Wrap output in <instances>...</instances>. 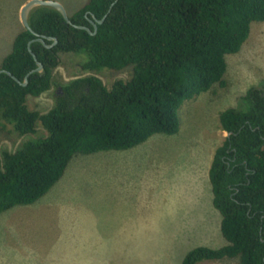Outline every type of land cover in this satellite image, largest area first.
Here are the masks:
<instances>
[{
  "label": "trees",
  "instance_id": "16d2710c",
  "mask_svg": "<svg viewBox=\"0 0 264 264\" xmlns=\"http://www.w3.org/2000/svg\"><path fill=\"white\" fill-rule=\"evenodd\" d=\"M87 0L68 23L54 7L38 6L31 27L58 42L45 43L27 28L19 32L0 69V126L11 124L25 135L41 123L46 136L32 138L0 160V213L36 202L62 177L78 152L125 150L155 134L172 135L181 128L183 103L216 84L227 85L226 55L239 52L252 24L264 21V0ZM111 9V10H110ZM38 60L42 72L26 75ZM87 55L83 68L122 70L129 79L108 87L89 74L65 83L46 113L30 109L29 95L54 85L62 53ZM227 135L213 157L210 181L214 206L222 215L228 244L197 246L182 264L238 257L241 264H264V85L252 86L236 106L220 112Z\"/></svg>",
  "mask_w": 264,
  "mask_h": 264
},
{
  "label": "rangeland",
  "instance_id": "374dc122",
  "mask_svg": "<svg viewBox=\"0 0 264 264\" xmlns=\"http://www.w3.org/2000/svg\"><path fill=\"white\" fill-rule=\"evenodd\" d=\"M27 1L0 0V66L25 28L21 9ZM56 1L72 15L87 0ZM86 57L62 53L53 87L39 96L29 95V108L48 112L62 86L78 77L93 74L111 87L132 75V65L122 70H87L83 68ZM226 59L227 85L216 84L186 100L178 133L155 134L126 150L78 152L44 196L1 212L0 264H182L185 254L197 245L218 244L212 243L214 236L208 229L216 224L220 234V221L208 216L207 195L214 154L228 135L220 128L219 115L236 106L252 86L264 85V21L254 22L242 49ZM46 135L41 123L35 133L25 135L15 132L11 124L0 126V160L5 151L14 152L27 140ZM136 209L142 223L145 218L146 230H130L134 222L139 223L134 221ZM218 212L213 210L217 218ZM197 264L241 262L238 257H225Z\"/></svg>",
  "mask_w": 264,
  "mask_h": 264
},
{
  "label": "water",
  "instance_id": "95a60500",
  "mask_svg": "<svg viewBox=\"0 0 264 264\" xmlns=\"http://www.w3.org/2000/svg\"><path fill=\"white\" fill-rule=\"evenodd\" d=\"M118 0H115L114 3L111 5V8L114 6V4L117 2ZM51 6V7H54L55 9H57L63 16L64 18L66 19V21L72 25H74L75 27L77 28H81V29H86L88 30L89 32L91 33H95L97 31V28H98V25L97 23H102L104 21V19L106 18L107 15H105L102 19H96L95 20H91V22L93 23L94 25V28H95V31L92 32L91 31V28L86 26V25H77V24H74L72 22V19H71V15L68 13L67 9L65 8V6L59 2V1H56V0H28L22 7L21 9V20H22V23L24 25L25 28L29 29L30 31H32L36 36L37 38L31 40L29 42V49H30V46H31V43L34 41V40H38V41H41L43 43H45V38L47 39H50V40H53V43L51 44H47L48 47H52L53 45H55L57 42H58V38L55 37V36H46V35H41L39 34L38 32H36L30 25V22H29V17H30V14L31 12L33 11V9H35L36 7L38 6ZM111 10V9H110ZM33 53V56L35 58V60L37 61V67L35 69H33L32 71H30L26 77H25V81L23 82L24 85H26L28 83V79H29V76L33 73V72H36V71H39V72H42L44 70V65L43 63L38 60V57L37 55ZM1 72H6L8 73L9 75L13 76V78H15L17 81H20L15 75H13L10 71L6 70V69H0V73ZM228 135H230V133H228Z\"/></svg>",
  "mask_w": 264,
  "mask_h": 264
},
{
  "label": "crops",
  "instance_id": "0c3cea01",
  "mask_svg": "<svg viewBox=\"0 0 264 264\" xmlns=\"http://www.w3.org/2000/svg\"><path fill=\"white\" fill-rule=\"evenodd\" d=\"M140 146V145H139ZM136 147V146H135ZM134 148V147H133ZM126 150V149H125ZM209 180H210V176H209ZM208 186H209V188H210V192L208 193V195H207V198H208V201H209V205L207 206V211H208V213H209V217H212L213 215H214V219L216 218V223H217V220H219L220 221V223H218V225L219 226H221V223H222V215H221V213H220V211L214 206V203H213V198H214V194H213V190H212V184H211V181H210V183L208 184ZM185 189V191L183 192V197H188V194H189V189L188 188H184ZM190 200H192L191 198H190ZM193 201V200H192ZM213 210H215V211H219L218 213H220V217H221V219H220V217L219 218H217V213L215 214H213ZM133 216L135 217V219H134V221H137V220H139V223L138 222H134V223H136V224H134L133 225V227L130 229V230H146V223H145V218H144V220H143V223H142V220L140 219V217H141V213H140V211L139 210H135V212H134V214H133ZM137 218H139V219H137ZM132 220H133V218H132ZM129 222H131V219H129ZM216 225V224H215ZM215 225L214 226H211V227H209V229H208V231L209 232H212L213 233V236H214V238L212 239V243H218V244H211L210 242H209V244H207V243H205V244H202V245H197V246H208V247H211V248H218V247H222V246H225V245H227L228 244V242L226 243V241H228L225 237H224V235H223V233H222V230H221V233L219 234V233H217V230H216V227H215ZM128 226H130V224H128ZM122 230H125V227H123L122 228ZM222 234V235H221ZM220 236H223V239H221L220 238ZM215 239L217 240V242H215ZM196 246V247H197ZM218 246V247H217ZM195 248V247H194ZM186 255V254H185Z\"/></svg>",
  "mask_w": 264,
  "mask_h": 264
}]
</instances>
